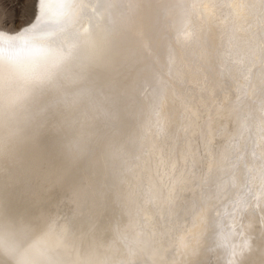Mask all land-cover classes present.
Returning a JSON list of instances; mask_svg holds the SVG:
<instances>
[{"label":"bare ground","instance_id":"6f19581e","mask_svg":"<svg viewBox=\"0 0 264 264\" xmlns=\"http://www.w3.org/2000/svg\"><path fill=\"white\" fill-rule=\"evenodd\" d=\"M45 2L43 17L9 34L32 33L30 43L37 48L18 50L11 59L6 50L0 54V85L10 66L9 102L34 121L38 138L21 151L12 184L6 179L0 192V223L12 218V243L41 264H228L235 259L231 252L247 241L250 250L239 258L241 264H264V5L258 0ZM215 3L226 11H210ZM199 14L212 20L213 29H206V19L205 26L193 22ZM179 28L187 31L173 60L183 86L159 97L145 93L158 84L156 72L164 68L154 46ZM85 38L96 43L91 54L73 48L68 59L60 58L55 45L39 47ZM207 45H214V55L202 60L198 49ZM33 66L54 73V83L34 87L25 78ZM206 76L211 85L231 76L243 82L236 101L221 109L209 141L201 142L192 115L180 128L181 111L187 89ZM154 103L160 108L156 115L150 110ZM185 128L193 137L173 153L172 141L184 139ZM201 147L211 152L206 163L199 158ZM184 164L211 171L195 194L175 177ZM62 203L67 207L60 213ZM159 209L164 213L158 218L143 221V213ZM201 209L193 228L189 221ZM188 228L196 237L188 248L178 239L164 240L173 232L187 243L183 229ZM149 251L153 258L149 254L147 263ZM5 260L0 255V264Z\"/></svg>","mask_w":264,"mask_h":264},{"label":"rangeland","instance_id":"374dc122","mask_svg":"<svg viewBox=\"0 0 264 264\" xmlns=\"http://www.w3.org/2000/svg\"><path fill=\"white\" fill-rule=\"evenodd\" d=\"M260 5H264V0H258ZM211 10L213 11L215 9H221L223 11H226V5H211ZM256 10L259 12V14L263 13V10H259L256 8ZM33 12H34V0H0V32H4L7 34H15L19 30L24 29L25 27H28L30 25H33V22L37 19H33ZM211 16V15H210ZM38 17V16H37ZM253 18V17H251ZM203 19H206L207 27L206 29H213L214 24L212 23V20L208 17H205V15H194L193 16V22H202V25L205 26ZM251 24H255V20L250 21ZM256 27L255 29H257ZM187 30H182V28H179L177 31L171 32L169 35H166L165 38H161L157 41V44L154 47H158L159 49V58L163 61V70L157 71L155 82L157 81V85H153L150 88H146L151 82L147 83V86L144 87L145 93L150 94L151 92H157L156 97H159L165 92V90L168 89H175L178 91L177 87L183 86V80L179 72H177L176 69V63L175 59L173 60V57L175 56V50L176 52L180 50L181 47H183L180 44L179 38L186 32ZM20 32V31H19ZM212 41H214L211 38ZM207 48V49H206ZM198 53L201 55V58L203 60L204 56H209L210 54L214 55V45L213 47L211 45L207 46H201L200 49H198ZM202 52V53H201ZM209 53V54H207ZM203 54V55H202ZM197 57V56H196ZM198 58V57H197ZM201 60V61H202ZM40 66V65H39ZM199 66V65H198ZM205 67V64L203 65ZM39 68V67H38ZM202 74L204 73V70L202 69ZM242 80H240L239 77L232 76L228 77L224 80H218L216 83H213L211 85L209 83V79L206 76L205 81L201 82L195 86L194 90L187 89L188 95H186V98L183 99V101H186L185 109L181 111L183 119L182 121V128L185 123H187V116L192 115L195 123V133L198 134L201 142L203 137H205V140L209 141V137L211 134V131L213 130L212 125L217 123L219 120L218 116L225 110H227V107L230 106V102L236 101L237 97V91L239 88H241ZM234 83H236L238 86H233ZM185 84V81H184ZM251 92L252 89L248 86L247 92ZM142 93V90L138 92ZM264 94V92H263ZM191 95H194V98H191ZM187 96H189L187 98ZM181 96L178 98L180 101ZM223 99V100H222ZM226 100V102H225ZM153 105V104H152ZM159 106L154 103V105L151 107L150 110H152L153 113L158 111ZM221 109H224L223 111ZM160 111V108H159ZM156 115V113H155ZM150 117V116H149ZM216 127V125H215ZM179 131V130H178ZM188 137H193L191 131L189 133L188 128L184 129V139H175L172 141V150L173 153H178L181 149L182 141L185 143V141L188 139ZM193 144H196L195 139H193ZM211 155V152L209 150H203L201 147L200 150V156L199 158L204 161L205 163L209 159ZM194 161V157H193ZM193 165V162L191 163ZM188 164L181 165L180 173L176 174L175 177L184 180L185 183L189 184V186L184 187V190H192L194 189V194L196 193V188H200L202 183H206V180L209 178V174H211V171H204L201 168H198L197 170L194 168H191L190 170L187 169ZM197 168V167H196ZM185 171H182L184 170ZM192 173H196L195 175H192ZM183 181V182H184ZM68 183H70L68 181ZM194 185V187H193ZM189 194V193H188ZM192 197V196H191ZM191 200V199H189ZM67 204L62 203L60 207H58V212H62L66 209ZM64 208V209H63ZM190 209V210H189ZM192 206L186 207L187 212H191ZM164 213V210L159 209L158 211L152 213V214H142L143 221L156 219L158 218L162 213ZM161 212V214H160ZM157 214L159 216H157ZM149 215V216H148ZM153 215V216H152ZM150 217V218H149ZM37 237V236H35ZM172 237V239H171ZM178 233L169 232L167 233V236L164 238V240L168 239L172 241H177L178 239ZM165 242V241H164ZM161 242L155 243L151 248L155 250L159 247ZM156 247V248H155ZM155 248V249H154ZM153 250H151L153 252ZM151 252H147L145 255L147 263H150L151 259ZM153 260V259H152Z\"/></svg>","mask_w":264,"mask_h":264},{"label":"snow or ice","instance_id":"6c2138e0","mask_svg":"<svg viewBox=\"0 0 264 264\" xmlns=\"http://www.w3.org/2000/svg\"><path fill=\"white\" fill-rule=\"evenodd\" d=\"M82 7H87L83 5ZM46 2L45 0H34V12L33 19H36L37 16L43 17L46 13ZM34 39V35L32 33H25L23 35H9L4 32H0V54H2L5 50L8 53L9 58L11 59L18 50L21 49H35L37 45L30 43ZM52 45H55L56 49H58L61 53V59H68L73 56V48L78 49V51H82L88 54L95 49L96 43L94 40L90 38H85L79 42V44L72 43L65 45L63 39L60 40L59 43L56 41H52L51 44L41 45V48H51ZM261 62H262V71H264V49L261 52ZM6 75L3 78V86L8 87L10 79L13 75V72L10 66L5 67ZM25 78L29 80L34 87H42L46 85H51L54 83V73L52 72H37L35 70V66L29 69L25 73ZM262 91H264V87H262ZM203 209L199 210L192 218L189 223L194 228L196 227V217L200 215ZM183 231L188 234L189 239L186 243L183 237L178 238V244L181 246L188 248L189 245L195 240V236L191 235V229H183ZM12 229L10 224L0 223V255H3L6 260L5 264H35V260H29L26 257L25 252L20 254L19 248L16 247L11 240ZM250 250V246L246 241L244 245L238 250H233L231 252V256L235 259L229 260L228 264H241L239 258L243 257L246 252ZM195 249H192V254H194Z\"/></svg>","mask_w":264,"mask_h":264},{"label":"clouds","instance_id":"9594fccd","mask_svg":"<svg viewBox=\"0 0 264 264\" xmlns=\"http://www.w3.org/2000/svg\"><path fill=\"white\" fill-rule=\"evenodd\" d=\"M8 95V88L0 85V192L5 180L11 181L12 168L21 151L38 140L34 121L24 119L21 106L10 103ZM64 148L69 150L67 145ZM3 223L11 225L12 218L6 217ZM19 252L23 254L24 249ZM35 264L41 262L35 261Z\"/></svg>","mask_w":264,"mask_h":264}]
</instances>
